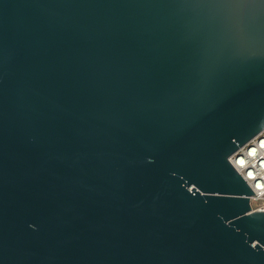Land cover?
I'll list each match as a JSON object with an SVG mask.
<instances>
[{
    "label": "water",
    "instance_id": "95a60500",
    "mask_svg": "<svg viewBox=\"0 0 264 264\" xmlns=\"http://www.w3.org/2000/svg\"><path fill=\"white\" fill-rule=\"evenodd\" d=\"M263 129L264 0H0V264H264Z\"/></svg>",
    "mask_w": 264,
    "mask_h": 264
},
{
    "label": "built area",
    "instance_id": "2783aa9c",
    "mask_svg": "<svg viewBox=\"0 0 264 264\" xmlns=\"http://www.w3.org/2000/svg\"><path fill=\"white\" fill-rule=\"evenodd\" d=\"M251 190L250 212L264 213V129L228 157Z\"/></svg>",
    "mask_w": 264,
    "mask_h": 264
}]
</instances>
